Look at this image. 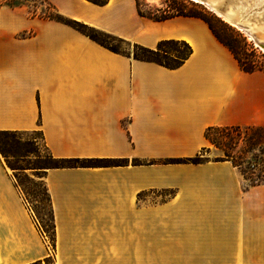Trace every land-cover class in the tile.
I'll list each match as a JSON object with an SVG mask.
<instances>
[{"label": "crops", "instance_id": "1", "mask_svg": "<svg viewBox=\"0 0 264 264\" xmlns=\"http://www.w3.org/2000/svg\"><path fill=\"white\" fill-rule=\"evenodd\" d=\"M47 1L132 46L184 42L191 54L167 69L0 9V132H40L54 159L120 162L45 170L52 249L0 155V264H264V182L221 158L183 163L218 150L208 128L264 132V73L242 72L198 18Z\"/></svg>", "mask_w": 264, "mask_h": 264}, {"label": "trees", "instance_id": "2", "mask_svg": "<svg viewBox=\"0 0 264 264\" xmlns=\"http://www.w3.org/2000/svg\"><path fill=\"white\" fill-rule=\"evenodd\" d=\"M94 5L97 6H103L105 5L108 0H86ZM166 2H169L167 4L166 10H163V12L160 13V16H145L141 13L138 5V0H135L137 13L140 17L149 19L151 21L155 22H161L166 21L168 19H172L175 17H193L198 18L202 20L209 28L213 36L216 38V40L223 45L228 51L232 54L234 59L236 60L240 70L244 73H255V72H263L264 68L258 66L255 62L251 60V56H255V51L253 50L252 46L248 45L246 42V39L237 31H235L230 26H227L224 22H222L219 18L214 17V21H210L206 18V11L202 6L198 4H194L193 2L189 0H166ZM31 5L34 9L38 8L39 6H44L46 12L42 15H37L36 11L33 10L30 14V18L38 17L44 20H50V21H56L58 23L64 24L66 26H69L70 28L74 29L75 31L79 32L80 34L86 36L91 41L97 43L101 47L107 49L108 51H111L113 53H120L117 48L108 45L105 41H102L99 39L100 36L106 38V39H115L119 42H124L122 40H119L115 37H112L108 34L102 33L94 28H91L87 25H84L82 23H79L74 20H70L66 17L61 16L56 12V10L53 8V6L47 1V0H0V9L3 7L9 8V9H18L23 8ZM187 9H190L187 11ZM29 34H22V37L29 36ZM126 43V42H125ZM173 46H179L184 49L183 52H179L176 50H172V52L167 51L166 49L168 47ZM135 48L139 49L142 52V57H137L134 55V59L141 60V61H147L156 63L162 67H165L167 69H176L180 67L184 61L190 56L191 54V48L184 42H176V41H162L157 44V47L155 50H148L145 48H142L140 46L134 45ZM241 130H245L244 134L245 136H248L246 139V145H251V142L253 140L252 137H249L247 131H256V145L259 144V147L262 146L260 143V140L262 139V131L260 129H252V128H246V129H240L238 127H226V128H208L205 132L206 139L214 145L217 149L222 151L224 153V157L221 159L231 161V163L238 168L236 165V162L233 159V156L229 154L232 140L231 133L235 132V136L239 135V132ZM18 133H26V132H0V138L2 136L6 135H14ZM37 133L41 140L42 135L40 132H32ZM213 133H217L219 135V141H216V139L213 138ZM226 140L230 141V145L225 142ZM259 141V142H258ZM43 142V141H42ZM30 142L23 143L21 140H17L15 145L16 147H21L22 151L25 153V155L20 156L21 159H24L28 157V155H33L36 152L35 151H29L25 149L26 147H30ZM44 145V143H43ZM45 148V146H44ZM46 150V148H45ZM47 151V150H46ZM260 151H264V149H261ZM0 155L4 158L11 157L8 150L5 148V146L1 145L0 142ZM37 157V156H36ZM49 160L51 162V165L48 168H44V172L47 169H56V168H76V167H99V166H112V165H119L120 162H117L115 160H97V159H88V160H79V159H54L51 157L48 153ZM181 161V160H180ZM183 161V160H182ZM181 161V162H182ZM201 155H197L194 158L184 160L183 163H192V164H200L202 163ZM177 163H180L179 161ZM239 169V168H238ZM240 173L244 176L245 173L242 170H239ZM248 180V179H247ZM252 185H259L264 182L263 175H259L254 180H249ZM46 193V191H45ZM47 195V193H46ZM48 198V204H49V197ZM50 209V215L52 220V212L49 204ZM52 231H53V238H54V225L52 220Z\"/></svg>", "mask_w": 264, "mask_h": 264}, {"label": "rangeland", "instance_id": "3", "mask_svg": "<svg viewBox=\"0 0 264 264\" xmlns=\"http://www.w3.org/2000/svg\"><path fill=\"white\" fill-rule=\"evenodd\" d=\"M168 3L169 2H166V0H138L139 9L145 16H160V13L163 12V10H166ZM23 8L28 17H30V14L33 10L36 11L37 15L42 16L46 12L45 7L39 5L36 9L31 7V5ZM202 8H204L206 11V18L210 21H213L215 25H217L213 19L214 17H218L217 13L215 12L214 14L210 12L204 6H202ZM189 10L190 9H187V11ZM219 19L221 20V18ZM226 25L229 26L228 24ZM233 29L239 32L246 39L247 44L252 46L253 50L255 51V56H251V60L258 66L264 68V51L260 50L244 32L235 28ZM99 39L105 41L108 45L117 48L122 54H130L131 56L136 55L140 58L143 56L139 49L128 43L119 42L115 39H106L102 36H100ZM166 50L169 52H172V50L179 52L184 51V49L179 46L168 47ZM244 131L245 130H241L238 136H235V132L231 133L233 140L229 154L233 156L236 165H239V170H242L245 173L244 178L248 179L249 181L256 179L259 175H263L264 177V151H260L261 149H264V132H262V139L260 140V146L262 147L260 148L259 144L256 145L255 141L257 132L247 131L249 137L253 138L251 145L249 146L246 145V139L248 136H245ZM213 138L216 139V141H219V135L217 133H213ZM17 140H21L23 143L30 142V147H26L25 149L29 151H35L36 153L21 159L20 156L25 155V153L22 151L21 147H16L15 143ZM0 142L2 146H5L11 155V157L8 158L2 157L6 167L12 174L16 185L22 193V196L24 197L32 214L36 218L41 232L50 243V248L53 249L54 238L52 231V220L48 198L43 186L44 168H48L51 165L48 152L45 150L43 142L37 133L10 134L2 136L0 138ZM225 142L228 144V146L230 145L229 140L225 139ZM223 157L224 153L219 149L211 153L203 152L201 154L202 161Z\"/></svg>", "mask_w": 264, "mask_h": 264}, {"label": "water", "instance_id": "4", "mask_svg": "<svg viewBox=\"0 0 264 264\" xmlns=\"http://www.w3.org/2000/svg\"><path fill=\"white\" fill-rule=\"evenodd\" d=\"M204 6L210 12H217L228 19L229 26L244 32L252 38L254 44L261 50L264 41L254 32L255 28L264 26V1L262 0H189ZM219 18V17H217Z\"/></svg>", "mask_w": 264, "mask_h": 264}, {"label": "bare ground", "instance_id": "5", "mask_svg": "<svg viewBox=\"0 0 264 264\" xmlns=\"http://www.w3.org/2000/svg\"><path fill=\"white\" fill-rule=\"evenodd\" d=\"M262 1H264V0H262ZM217 16L219 18H221V20H223L224 22L228 23V19L225 16H222V15H220L218 13H217ZM254 32L257 34V36H258V38L260 40H263L264 41V26L255 28L254 29ZM249 38L252 40V38L250 36H249ZM261 50L264 51V49H261Z\"/></svg>", "mask_w": 264, "mask_h": 264}]
</instances>
